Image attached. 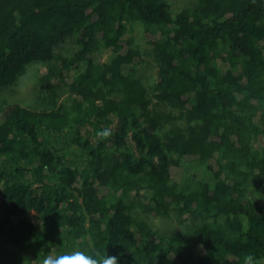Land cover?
Returning a JSON list of instances; mask_svg holds the SVG:
<instances>
[{
    "label": "trees",
    "instance_id": "16d2710c",
    "mask_svg": "<svg viewBox=\"0 0 264 264\" xmlns=\"http://www.w3.org/2000/svg\"><path fill=\"white\" fill-rule=\"evenodd\" d=\"M32 65L50 108L0 106V241L22 264L264 259V0H0V89Z\"/></svg>",
    "mask_w": 264,
    "mask_h": 264
},
{
    "label": "rangeland",
    "instance_id": "374dc122",
    "mask_svg": "<svg viewBox=\"0 0 264 264\" xmlns=\"http://www.w3.org/2000/svg\"><path fill=\"white\" fill-rule=\"evenodd\" d=\"M191 1L192 0H169V2L173 5L174 10L182 8L183 6L189 4ZM128 34L134 38L135 43L140 45L145 52L149 51V47L144 41V26L142 23L138 21H131L128 24ZM59 49L64 53L73 52V50L76 49L74 39L66 41L60 46ZM108 56L109 52L103 49H100L96 53V57L107 58ZM150 60L151 59H149V61ZM146 67L147 68L144 69L145 78L150 84L156 87L158 83L156 69L153 65H149V67ZM38 71L39 65H32L27 69L26 73L17 80L14 85L0 89V106L7 103H19L34 110L49 109L50 106L42 98V92L37 85ZM66 99H68L67 95L62 97L60 103L62 101H66ZM77 161L80 160L77 159ZM186 168L189 169L187 172H191L192 175H197L199 177H202V174L204 172L202 166L198 165L197 163L186 165ZM139 218L146 219L155 228H159L166 232L170 230L182 229L181 226H179V224L177 223L175 219L176 217L173 214L168 218L154 217L151 215H139ZM22 257V253L20 251H17V249H15L13 245L4 246L0 241V264H22ZM262 262H264V259L262 260Z\"/></svg>",
    "mask_w": 264,
    "mask_h": 264
},
{
    "label": "clouds",
    "instance_id": "9594fccd",
    "mask_svg": "<svg viewBox=\"0 0 264 264\" xmlns=\"http://www.w3.org/2000/svg\"><path fill=\"white\" fill-rule=\"evenodd\" d=\"M113 131L110 127H105L96 132V136L100 140H108L112 137ZM25 264V261H24ZM41 264H119V256L108 255L106 251L88 252L80 249H74L69 253H62L58 255L45 254ZM243 264H264L258 260L253 253H248L243 257Z\"/></svg>",
    "mask_w": 264,
    "mask_h": 264
}]
</instances>
